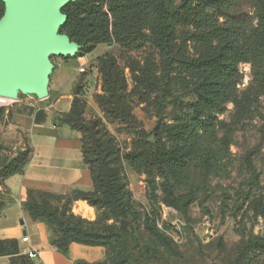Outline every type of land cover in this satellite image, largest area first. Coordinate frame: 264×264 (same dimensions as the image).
Returning <instances> with one entry per match:
<instances>
[{
  "label": "rangeland",
  "instance_id": "1",
  "mask_svg": "<svg viewBox=\"0 0 264 264\" xmlns=\"http://www.w3.org/2000/svg\"><path fill=\"white\" fill-rule=\"evenodd\" d=\"M102 2L113 32L110 39L78 43L60 27L58 33L79 45L68 58L86 62L78 70L69 69L76 73L72 92L82 100L77 110L85 121L100 123L105 144L114 150L111 166L122 169L137 213L129 222L144 249L135 247L128 264H264V66L240 63L230 99L207 114L204 129L181 139L186 124L183 111L194 99L197 83L184 69L183 60L201 57L219 44L195 43L191 27L178 26L174 61L166 70V58L152 41L154 16L149 5L120 9L115 17L111 6L117 10L123 0ZM67 4L61 13L66 14ZM236 6L238 16H254L250 0ZM5 10L6 2L0 0V20ZM93 29L88 22L80 34L91 35ZM49 58L57 62L60 57L51 54ZM163 92L169 94V101L160 108ZM115 96L130 122L117 114ZM10 105L0 106V165L17 156L21 159L30 148L27 137H17L10 130ZM157 141L161 153L181 163L166 162L161 168L144 164L135 169L124 158L131 151L153 152ZM166 186L177 206L166 202ZM0 192L7 197L1 182ZM146 220L151 232L144 227ZM156 228L163 238L153 233Z\"/></svg>",
  "mask_w": 264,
  "mask_h": 264
},
{
  "label": "trees",
  "instance_id": "2",
  "mask_svg": "<svg viewBox=\"0 0 264 264\" xmlns=\"http://www.w3.org/2000/svg\"><path fill=\"white\" fill-rule=\"evenodd\" d=\"M102 1L75 0L68 3L63 8L67 19L60 26L61 31L67 32L68 36L78 43L103 42L110 39L113 32L110 30L109 16L101 10ZM241 1L243 0H180L176 3L175 0H123V4H118L117 10L111 6V11L116 17L124 8L132 9L140 3L149 5L154 16L152 41L166 58V70L170 69L174 61L172 46L178 26L191 27V39L195 43L206 46L219 44L201 57L183 60L184 69L195 76L197 83L194 99L185 105V110L183 109L186 124L180 132L181 139L192 131L204 129L207 114L230 99V90L240 76V63L252 62L254 65L264 66V0H250L254 9V16L251 18L238 16L236 5ZM135 18L137 19V16ZM88 22L89 26L94 28L91 35H81V28L87 26ZM96 28L100 29L97 33ZM113 101L117 114L125 122H130L129 117L118 108L116 96ZM168 101L169 94L163 92L159 107H165ZM81 104L82 100L76 93L70 111L63 114L61 121L83 134L84 157L92 169L94 190L55 196L52 192L29 189L24 208L33 219L44 221L49 226L52 235L51 246L64 254H68L72 242L105 248V261H80V264H128L135 247L144 249V244L134 237V230L129 222L130 216H136L137 213L126 190L127 184L124 182L122 169L111 166L114 162L110 157L114 153L113 148L105 144L99 122H87L82 118L77 110ZM155 145L156 150L153 152L143 154L131 151L125 154L124 158L135 169H140L144 164L161 168L166 162L175 165L181 163L177 157L161 153L158 141ZM30 153L31 148L21 154V159L17 156L0 165L2 185L9 176L24 171ZM142 158L143 163L140 162ZM4 188L8 198L3 197L0 192V215L9 201V191L5 186ZM31 192L36 195H31ZM165 193L166 202L177 206L169 186L165 187ZM78 198L86 199L96 207L98 214L94 221L71 212V204ZM51 199L64 203L57 206ZM110 219H114V222L109 223ZM144 227L152 231L147 220ZM153 233L158 239L163 238L158 228L154 229ZM262 246L264 248V243Z\"/></svg>",
  "mask_w": 264,
  "mask_h": 264
},
{
  "label": "crops",
  "instance_id": "3",
  "mask_svg": "<svg viewBox=\"0 0 264 264\" xmlns=\"http://www.w3.org/2000/svg\"><path fill=\"white\" fill-rule=\"evenodd\" d=\"M55 56L60 58L57 62L51 60L54 68L49 76L48 97L18 93L8 109L11 132L28 138L31 153L24 171L3 182L9 202L0 215V264H80L105 261L107 257L104 247L79 242L70 244L68 254L55 249L49 226L33 219L24 208L29 189L70 195L95 188L92 169L84 157L82 132L61 121L74 99L76 73L71 74L69 69L78 70L86 62ZM71 212L87 220L96 219L98 214L96 207L82 198L73 200ZM33 251L38 254L36 258L30 256Z\"/></svg>",
  "mask_w": 264,
  "mask_h": 264
},
{
  "label": "water",
  "instance_id": "4",
  "mask_svg": "<svg viewBox=\"0 0 264 264\" xmlns=\"http://www.w3.org/2000/svg\"><path fill=\"white\" fill-rule=\"evenodd\" d=\"M0 20V96L14 100L19 91L49 95L51 54L74 56L79 45L58 33L67 15L59 10L73 0H3Z\"/></svg>",
  "mask_w": 264,
  "mask_h": 264
},
{
  "label": "built area",
  "instance_id": "5",
  "mask_svg": "<svg viewBox=\"0 0 264 264\" xmlns=\"http://www.w3.org/2000/svg\"><path fill=\"white\" fill-rule=\"evenodd\" d=\"M81 71H85V69L84 68H81L80 69ZM0 98H4V99H6L5 97H1L0 96ZM8 99V98H7ZM12 101L9 99V101H5V102H3V101H0V106H3V105H8V104H10ZM24 239L25 240H28L29 239V237H28V235H25L24 236ZM37 252H30V256L32 257V258H36L37 257Z\"/></svg>",
  "mask_w": 264,
  "mask_h": 264
},
{
  "label": "bare ground",
  "instance_id": "6",
  "mask_svg": "<svg viewBox=\"0 0 264 264\" xmlns=\"http://www.w3.org/2000/svg\"><path fill=\"white\" fill-rule=\"evenodd\" d=\"M1 97H3V96H1ZM11 100V99H10ZM0 101H3V102H5V101H9V98L7 99H4V98H0Z\"/></svg>",
  "mask_w": 264,
  "mask_h": 264
}]
</instances>
